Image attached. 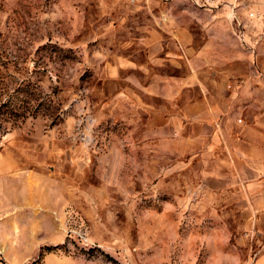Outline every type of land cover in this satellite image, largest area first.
I'll use <instances>...</instances> for the list:
<instances>
[{
  "label": "rangeland",
  "instance_id": "1",
  "mask_svg": "<svg viewBox=\"0 0 264 264\" xmlns=\"http://www.w3.org/2000/svg\"><path fill=\"white\" fill-rule=\"evenodd\" d=\"M115 1L0 0V154L18 161L33 146L90 145L86 178L96 180L104 198L68 209L56 229L41 212L37 232L27 224L29 210L8 199L6 212L0 208V264H253L264 245L235 211H204L207 182L180 169L178 177L163 172L161 184L152 179L145 189L141 154L104 150L127 135L122 125L92 117L112 97L113 74L105 67L117 42L106 35L123 11ZM246 2L237 17L246 46L237 41L250 55L252 79L264 88V0ZM212 14L231 21L227 11ZM196 185L198 194L189 191ZM227 208H235L233 200Z\"/></svg>",
  "mask_w": 264,
  "mask_h": 264
},
{
  "label": "crops",
  "instance_id": "2",
  "mask_svg": "<svg viewBox=\"0 0 264 264\" xmlns=\"http://www.w3.org/2000/svg\"><path fill=\"white\" fill-rule=\"evenodd\" d=\"M112 5L123 10L117 13V29L106 35L117 42L105 67L113 74L112 97L92 117L113 128L122 125L127 135L125 143L103 149L141 154L145 165L139 180L145 189L152 179L161 184L163 172L178 177L180 169L207 182L200 197L204 211L218 216L235 211L242 228L256 233L263 246L264 112L258 105H264V88L251 77L250 55L233 36L231 21L188 0ZM127 26L130 31L123 32ZM89 146H33L18 161L0 154V208L6 212L8 199L16 198L15 208L29 210L27 224L37 232L41 212L49 229H56L68 209L104 199L93 186L96 180L86 178ZM146 163L157 170L154 175ZM197 186L189 191L198 194ZM107 191L115 193L112 187ZM231 200L234 209L227 208ZM253 264H264V252Z\"/></svg>",
  "mask_w": 264,
  "mask_h": 264
},
{
  "label": "built area",
  "instance_id": "3",
  "mask_svg": "<svg viewBox=\"0 0 264 264\" xmlns=\"http://www.w3.org/2000/svg\"><path fill=\"white\" fill-rule=\"evenodd\" d=\"M193 5L206 10L209 13L227 11L231 15V21H236L237 29L235 37L242 46H246L244 29L238 21L239 10L243 8L244 0H188ZM252 17V14H250Z\"/></svg>",
  "mask_w": 264,
  "mask_h": 264
}]
</instances>
